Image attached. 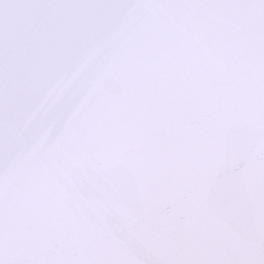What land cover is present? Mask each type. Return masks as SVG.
<instances>
[{
	"label": "water",
	"instance_id": "water-1",
	"mask_svg": "<svg viewBox=\"0 0 264 264\" xmlns=\"http://www.w3.org/2000/svg\"><path fill=\"white\" fill-rule=\"evenodd\" d=\"M0 0V264H264V0Z\"/></svg>",
	"mask_w": 264,
	"mask_h": 264
},
{
	"label": "snow or ice",
	"instance_id": "snow-or-ice-1",
	"mask_svg": "<svg viewBox=\"0 0 264 264\" xmlns=\"http://www.w3.org/2000/svg\"><path fill=\"white\" fill-rule=\"evenodd\" d=\"M24 7V5L20 2V0H17L16 4L14 5V8L12 10V13L14 14L15 11L19 8ZM9 13L0 11V21L7 19L8 18Z\"/></svg>",
	"mask_w": 264,
	"mask_h": 264
}]
</instances>
